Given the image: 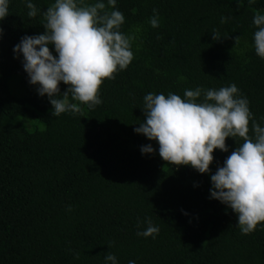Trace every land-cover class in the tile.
<instances>
[{
    "label": "trees",
    "instance_id": "16d2710c",
    "mask_svg": "<svg viewBox=\"0 0 264 264\" xmlns=\"http://www.w3.org/2000/svg\"><path fill=\"white\" fill-rule=\"evenodd\" d=\"M53 2L32 0L39 11L29 17L24 0H10L0 21V264H105L108 252L117 264H264V222L242 234L232 210L210 198V174L242 139L226 138L228 151L214 150L200 174L163 161L157 142L133 131L149 92L183 98L186 89L230 84L261 124L264 59L252 20L264 0H116L120 31L135 37L133 60L102 82L100 105L69 95L79 110L55 117L13 53L23 36L44 33ZM147 144L154 151L142 155ZM147 221L159 228L155 239L136 235Z\"/></svg>",
    "mask_w": 264,
    "mask_h": 264
},
{
    "label": "clouds",
    "instance_id": "9594fccd",
    "mask_svg": "<svg viewBox=\"0 0 264 264\" xmlns=\"http://www.w3.org/2000/svg\"><path fill=\"white\" fill-rule=\"evenodd\" d=\"M9 2L0 0V21L9 15ZM24 2L28 16H36L39 10L32 0ZM106 2L112 8L110 12L105 0H54L43 12L44 33L25 35L13 47L14 58L23 57L22 68L29 83L38 85L39 96L49 98L54 117L79 110L77 103H70L69 95L72 101L90 109L100 105L102 82L114 79V73L125 70L134 58L131 42L135 37L120 31L124 16L115 9L116 0ZM252 23L257 28L253 47L264 59V14L257 11ZM149 24L159 26L156 9ZM211 35L219 40L215 32ZM61 83L68 86L62 95L58 87ZM143 102L144 120L133 131L157 142L159 156L170 165L190 166L200 174H208L214 150L227 152L226 138H241L242 143L227 156L223 166L210 174V198L232 210L242 234L253 232L264 222V118L261 124L256 122L247 98L239 94L235 84L219 89H186L183 98L172 92H149ZM249 121L252 137L248 135ZM140 151L142 155L152 154L154 149L147 144ZM158 233L159 228L147 221V227L136 235L155 239ZM104 260L105 264H117L110 252Z\"/></svg>",
    "mask_w": 264,
    "mask_h": 264
}]
</instances>
